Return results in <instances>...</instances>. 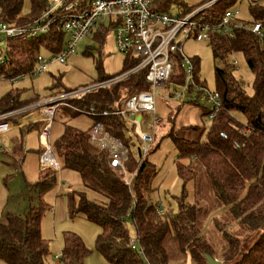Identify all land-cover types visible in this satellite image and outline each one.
Returning a JSON list of instances; mask_svg holds the SVG:
<instances>
[{"label": "trees", "instance_id": "obj_1", "mask_svg": "<svg viewBox=\"0 0 264 264\" xmlns=\"http://www.w3.org/2000/svg\"><path fill=\"white\" fill-rule=\"evenodd\" d=\"M236 1H214L204 10L206 21L218 20L226 9L233 8ZM28 2L29 8L23 12L24 0H0V18L23 25L38 18L46 9L47 0ZM173 3L178 14H184L199 5H188L179 0H151L149 7L155 11L172 13L176 12L172 11ZM248 12L251 20L245 22L237 17L244 24L233 27L232 36L212 33L206 39L214 61V91L219 94L221 102L219 110L211 119L206 138L199 139V129L194 125L169 131L174 147L178 150L175 165L183 185L196 178L194 165H200L217 202L227 214L225 220L216 217L211 219L212 231L226 244L223 250L216 251L215 244L203 235L200 217L204 211L196 201L187 203L183 192L175 211L167 207L157 214L156 203L145 194L149 189L150 173L146 171L144 158L135 160L128 153L125 171H136L127 185L124 171L111 167L107 161V151L93 145L89 131L95 122H99L128 147L126 123L121 117H89L93 124L87 130L68 124L63 126L54 151L62 160L63 168L77 171L84 188L94 194L91 199L80 193L75 202L73 192H69L68 211L71 215L82 214L88 221L99 225L95 248L107 262L170 264L172 259L182 257L196 264H208L205 255L216 259L215 253H220L222 258L219 264H264V42H260L248 26L258 22L264 32V4L251 1L248 3ZM92 34L101 42L105 28L99 27ZM63 40V31L52 29L29 41V44L36 49L55 53L61 50ZM232 53L242 54L252 74L250 92H247L244 80L232 74L234 65L229 58ZM7 56L11 59L8 64L2 59ZM13 58L16 67L6 70L7 66H12ZM177 61V67L165 83L184 85L182 59ZM190 61L194 83L207 88L197 78L199 59L191 57ZM135 63L136 60L125 56L121 72ZM34 64L29 52L19 54L16 50L5 52L0 49V77L17 78L23 73L32 72ZM97 68L99 77L93 82L112 76L101 74L100 62ZM148 87L144 72L139 71L111 86L87 92L80 99H68L63 108L72 116L82 114L77 109L85 105L93 104L99 111L113 109L120 106L124 96ZM199 92L194 91L189 83L185 95L191 101L201 102ZM34 98L20 100L19 92L10 90L0 97V113L15 109ZM210 111L208 109L204 113L207 115ZM39 129L40 123L36 128L38 133ZM138 150L140 153L139 147ZM178 157H188L189 163L182 164ZM47 173L53 176L48 179ZM54 179L55 171L49 167L41 168L35 186L40 190L46 189L53 184ZM41 214L39 210L30 208L23 216L6 214L4 220L0 219V262L45 264L49 250L40 232ZM129 221L134 225L142 252L129 247ZM228 221L235 222L237 229H229ZM168 238L175 242V246L169 250L165 244ZM89 252L77 234L64 233L59 256L61 264H85Z\"/></svg>", "mask_w": 264, "mask_h": 264}, {"label": "rangeland", "instance_id": "obj_2", "mask_svg": "<svg viewBox=\"0 0 264 264\" xmlns=\"http://www.w3.org/2000/svg\"><path fill=\"white\" fill-rule=\"evenodd\" d=\"M49 1L47 0V2ZM179 1L188 5L206 2V0ZM251 1L255 0H237L232 6L238 11L240 20L245 22L251 20L248 12V3ZM256 1L264 4V0ZM28 6V0H24L22 11L26 12ZM171 8L172 11L176 9L174 3ZM105 27L107 28L101 42L93 34L77 39L74 49L65 57L64 62L50 61L44 71L26 72L17 78L0 77V97L10 90L18 91L20 100L35 97V100L32 99L25 104L21 103L23 105L17 107H22L20 111L0 119V122L8 120L12 125H16L1 134L0 137V219L4 220L6 214L23 216L30 208L39 210L42 213L40 232L47 242L49 250L45 264H61L59 256L65 232L77 234L90 250L85 264H112L107 262L95 248V237L99 233V225L88 221L82 214L71 215L68 211L67 194L69 192H73L75 202L80 193L91 199L94 195L84 188L79 173L63 168L62 160L55 153L60 166L59 170L55 171L53 184L43 190L35 186L40 169L47 167L42 166L39 161L41 148L36 130L39 122H28L30 117H40L37 107L34 105L31 107L40 98L55 95L65 89H77L95 81L100 73L97 68L98 62L101 64V74L103 75H115L121 72L125 54L117 48L114 27L110 26L107 21H105ZM3 46L4 43L0 41V47ZM61 51L51 53L41 49L40 53L51 60V54L57 56ZM182 51L186 56L182 60V66L187 69L190 66L189 59L197 57L199 59L197 78L210 91H214V61L208 41L206 39L200 41L187 39L183 42ZM229 58L230 62L232 60L237 62L236 66L231 68L232 74L242 78L246 83L247 92H250L252 74L244 57L240 53H232ZM15 61L13 58L12 66H7L6 70L14 69ZM182 87L183 85L168 82L154 89V114L159 121L155 124L149 150L143 157L147 163L146 171L150 173L149 189L145 191V194L153 203H161L163 209L168 207L174 211L177 209V201L182 192L187 203L196 201L204 211L200 217L201 232L215 244L216 251L223 250L226 248V244L212 231L211 219L216 217L225 220L227 214L217 202L204 169L195 164L196 178L188 180L184 185L177 174L175 159L178 150L174 147L169 131L194 125L199 129V139L204 140L211 125V119L204 113L210 109V105L204 104L202 101H191L185 93L182 97H176L175 91L179 92ZM25 106L28 108L25 109ZM63 107L65 104H60L56 109L49 131V142L53 150L64 125L68 124L80 130H87L93 124L88 116L84 114L72 116ZM151 121L152 113H144L139 125L140 130L151 132L152 128L149 125ZM125 138L132 157L140 161L138 147H142V142L136 137L131 122H126ZM178 159L182 164L189 163L188 157H178ZM48 171L51 170L48 169ZM52 176L47 173L48 179ZM228 222L229 229H237L238 226L235 222ZM127 227L129 237L136 238L134 225L130 221L127 223ZM165 244L168 250L175 246V242L170 238L166 240ZM215 254L216 259L220 261L221 254ZM181 258L172 259L170 264H196L189 258ZM0 264L4 263L0 262Z\"/></svg>", "mask_w": 264, "mask_h": 264}, {"label": "built area", "instance_id": "obj_3", "mask_svg": "<svg viewBox=\"0 0 264 264\" xmlns=\"http://www.w3.org/2000/svg\"><path fill=\"white\" fill-rule=\"evenodd\" d=\"M151 0H50L46 4L43 13L31 22L23 25L14 22H6L0 18V41L4 43L5 52L16 50L19 54L29 52L34 60L32 72H42L50 61L64 62L65 57L72 52L76 40L92 34L99 27H105V21L114 27L115 43L118 50L125 56L136 60V63L125 71L109 76L105 79L82 85L77 89H69L55 95L43 97L34 102L39 111L36 121L40 123L38 139L41 151L39 161L44 167L53 171L59 170L57 156L49 142V131L54 119L56 109L60 104H67L68 99H80L87 92L111 86L129 75L139 71L144 72V80L149 85L148 89L132 92L124 96L120 106L113 109L98 110L93 104L77 109L88 117L118 115L126 122H131L133 131L142 142L140 147V159L149 150V144L153 140L155 124L159 121L155 117V88L163 86L169 79L172 71L177 67L178 59H185L182 51L183 42L187 39H208L212 33L232 36L233 27L244 24L239 21L238 11L235 8L226 9L216 21H206L204 10L215 0H208L197 5L184 14L176 12H160L149 7ZM252 33L257 35L260 42H264V32L260 23L248 24ZM52 29L63 31L64 40L59 55H50L51 60L44 57L39 49L32 47L29 41L40 35L47 34ZM63 52V53H62ZM52 53V52H51ZM5 63H10V57ZM184 67V85L175 96L182 97L187 92L188 84H192L194 91L199 92V100L210 105V113L207 116L212 119L220 108V97L216 91H210L200 87L193 81V67ZM236 66V60H232ZM30 107V106H29ZM28 106H25L27 109ZM22 107L0 113V119L9 114L20 111ZM37 112V111H36ZM152 113V121L149 124L151 132L140 130V121L144 113ZM31 122V121H30ZM27 123V122H25ZM18 125V124H17ZM10 121L0 122V137L9 129L15 127ZM89 139L96 147L107 151V161L111 167L124 171L127 185L130 184L136 169L125 171L124 163L128 158L129 149L123 141L112 135L99 122H95L89 131ZM155 211L161 214L162 204L156 203ZM129 247L141 251L138 239L129 237Z\"/></svg>", "mask_w": 264, "mask_h": 264}, {"label": "water", "instance_id": "obj_4", "mask_svg": "<svg viewBox=\"0 0 264 264\" xmlns=\"http://www.w3.org/2000/svg\"><path fill=\"white\" fill-rule=\"evenodd\" d=\"M205 258L207 260L208 264H219V260L209 256V255H205Z\"/></svg>", "mask_w": 264, "mask_h": 264}, {"label": "crops", "instance_id": "obj_5", "mask_svg": "<svg viewBox=\"0 0 264 264\" xmlns=\"http://www.w3.org/2000/svg\"><path fill=\"white\" fill-rule=\"evenodd\" d=\"M29 8V6H28ZM38 119V117H30V119H28V122H33V121H36Z\"/></svg>", "mask_w": 264, "mask_h": 264}]
</instances>
